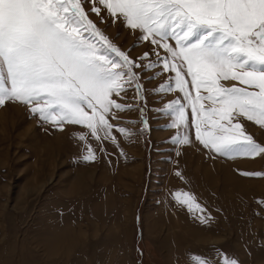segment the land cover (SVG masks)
I'll list each match as a JSON object with an SVG mask.
<instances>
[{"label": "rangeland", "instance_id": "rangeland-1", "mask_svg": "<svg viewBox=\"0 0 264 264\" xmlns=\"http://www.w3.org/2000/svg\"><path fill=\"white\" fill-rule=\"evenodd\" d=\"M103 14L98 26L132 57L152 48L137 39L139 31ZM158 71L143 73V100L129 90L119 101L134 107L113 123L131 135L115 133L116 144L103 142L105 152L90 138L91 163L81 159L79 126L59 131L26 105L0 107V264H195L197 256L219 264L224 254L264 264V178L241 175L264 172V157L211 153L190 127L181 134L191 144L171 143L177 130L161 109L182 96L153 91L169 77L153 79ZM241 123L264 145V128ZM175 191L194 194L211 219L202 223L201 213L176 202Z\"/></svg>", "mask_w": 264, "mask_h": 264}, {"label": "snow or ice", "instance_id": "snow-or-ice-1", "mask_svg": "<svg viewBox=\"0 0 264 264\" xmlns=\"http://www.w3.org/2000/svg\"><path fill=\"white\" fill-rule=\"evenodd\" d=\"M105 12L152 48L136 57L122 50L98 26ZM155 68L153 79L169 77L153 91L182 96L161 109L171 117L167 127L177 130L171 143L191 144L181 134L190 127L211 153L264 157V145L241 123L264 128V0H0V107L26 105L59 131L79 126L74 135L84 142V162L97 160L90 138L105 152L103 142L116 144L115 133L131 135L113 123L134 107L119 101L129 90L143 100V73ZM241 175L264 178L260 171ZM172 195L190 213H201L202 223L211 219L194 194ZM219 264L239 261L224 254Z\"/></svg>", "mask_w": 264, "mask_h": 264}]
</instances>
